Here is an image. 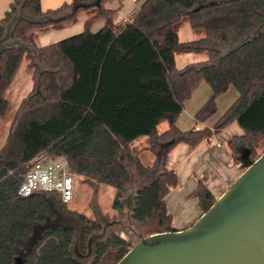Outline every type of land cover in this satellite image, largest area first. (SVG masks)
Segmentation results:
<instances>
[{"label":"trees","instance_id":"1","mask_svg":"<svg viewBox=\"0 0 264 264\" xmlns=\"http://www.w3.org/2000/svg\"><path fill=\"white\" fill-rule=\"evenodd\" d=\"M107 1L71 0L44 11L40 0H13L0 19L1 39L22 3L27 15L51 18L40 24L20 20L10 39L25 46L7 47L0 54V120L9 110L5 93L23 64L34 81L0 148V264H81L71 251L74 226L35 230L56 211L75 218L82 253L89 235L102 229L90 216L67 210L53 193L18 194L29 164L42 153L64 158L72 174L113 188L111 208L116 211L123 210L128 166L144 177L161 164L157 176L134 191L129 218L143 224L156 216V232L175 231L164 198L179 180L164 164L175 145L196 147L212 134L206 129L180 131L176 126L183 103L201 82L210 87L211 96L196 112V122L213 116L216 98L233 87L238 98L212 131L232 123L242 129L243 135L227 142L241 171L264 153L258 152L264 145V28L243 42L264 21V0H145L121 26L112 23L113 11L103 6ZM92 7L97 12L85 26L104 19L98 31L85 29L49 45L35 44L37 31L70 22L78 11ZM184 20L203 36L179 42L175 25ZM203 49L205 62L175 66V55ZM163 122L166 129L159 132ZM140 137L147 138L146 148L155 157L147 166L129 148ZM193 194L202 202L216 200L201 181ZM130 248L126 239L109 232L97 241L89 264H116Z\"/></svg>","mask_w":264,"mask_h":264},{"label":"water","instance_id":"2","mask_svg":"<svg viewBox=\"0 0 264 264\" xmlns=\"http://www.w3.org/2000/svg\"><path fill=\"white\" fill-rule=\"evenodd\" d=\"M48 19L51 18L27 15L22 3L5 26L0 54L7 47L25 46L10 39L12 28L20 20L40 24ZM263 28L264 21L243 42L253 39ZM32 51L35 54V50ZM246 153L244 151L243 159H246ZM121 203L129 209L127 200L121 199ZM203 209L205 212L184 230L140 237L116 264H264V153L247 165L219 198L212 203L204 202ZM95 217L102 229L100 233L89 235L86 252L79 250L78 237L71 245L78 260L93 254L107 228L122 224L109 220L98 209Z\"/></svg>","mask_w":264,"mask_h":264},{"label":"crops","instance_id":"3","mask_svg":"<svg viewBox=\"0 0 264 264\" xmlns=\"http://www.w3.org/2000/svg\"><path fill=\"white\" fill-rule=\"evenodd\" d=\"M12 1L13 0H0V11H2L3 15ZM40 1L42 7L43 0ZM136 1L137 0H128L126 3V10L130 14H133L132 18L138 12L140 6L145 0H140V4L137 6L132 5V3H135ZM106 3L107 2L104 4ZM112 11V23L114 25L121 26L126 22H130L132 19L123 16L121 21H114L113 16L116 10ZM104 25L105 23L102 22L97 26V28L95 27V30L92 33L101 29ZM177 55H175V57ZM175 66L178 69L185 67H178L176 62ZM30 78L34 86L32 74L30 75ZM210 96V87L204 82L199 83L193 90L190 98L183 103V109L176 120V126L180 131H188L193 128L196 130L206 129L212 132L211 136L203 140L196 147H190L187 144L179 143L175 145L166 155L164 168L166 170L174 171L179 180V186L171 189L164 198L166 209L172 217V225L175 231L188 228L203 213L204 202L200 201L199 198L193 194L198 181H201L205 189L217 199L243 172L233 161L231 152L227 146V142L232 137L243 135V131L239 125L237 123H232L219 132L212 131L218 119L237 100L238 93L233 87H230L223 95L216 98L215 114L204 122H196V112L205 104V102H207ZM135 141L136 140L133 142ZM131 144L129 145V148L133 151ZM31 166L32 163L29 164V167ZM133 171L136 173L133 174ZM160 171L161 164H157V166L151 170L147 176L140 177L134 166H128L130 179L126 186V193L123 195L122 199L127 200L129 209L123 204V210L117 212H124L129 223L131 222L129 218L131 212L130 209L134 205V191L137 188H140L142 184H149ZM136 183L140 186L136 187ZM108 219L111 220L110 218ZM116 220L120 221L119 218H116ZM116 225L121 226L122 224Z\"/></svg>","mask_w":264,"mask_h":264},{"label":"rangeland","instance_id":"4","mask_svg":"<svg viewBox=\"0 0 264 264\" xmlns=\"http://www.w3.org/2000/svg\"><path fill=\"white\" fill-rule=\"evenodd\" d=\"M71 0H43L42 8L46 9H56L60 7L63 3H70ZM128 0H109L104 4V8L116 10L113 20L121 21L123 16L132 18L133 14H130L126 10V3ZM140 0H137L132 5H139ZM135 7V6H134ZM120 8V9H118ZM97 12L96 7H92L86 10H80L77 12L76 16L70 22L65 24H60L47 28L46 30H39L35 35V44L37 46H43L46 44L54 43L62 39L68 38L75 34L83 32L85 29H88L90 32L95 30V27L102 22L105 23L103 19H97L91 21L88 26H85V22L93 17ZM137 12V10H136ZM3 17L2 11H0V19ZM98 30V29H96ZM175 30L177 33L178 40L180 42H189L199 39L203 36L201 30H193L186 20L181 21L175 25ZM207 60V51L205 49L200 50L199 52L184 53L177 55L175 57V62L178 67H183L193 63H202ZM31 71L25 67L23 64L17 73L12 85L9 90L5 93L6 99L9 101V110L5 117L0 120V148L4 144L6 137L8 135L9 126L14 117L15 111L21 101V99L32 90L33 84L31 82ZM34 82V81H33ZM166 129V122H163L159 125V132H162ZM133 151H137L140 162L147 166L154 162V155L149 152L147 147L146 137L137 138L135 142L131 144ZM264 149V145L258 149V152ZM133 174L136 172L133 171ZM74 196L73 199L66 203V209L77 214H85L96 220L95 210L98 209L102 215L110 218L111 220H116L119 218L122 225H114L107 228L106 235L109 232H116L120 237L126 239L131 247L135 244L140 237L148 236L156 231H158L157 226V217L149 219L143 224H136L128 221L124 212H117L111 208V203L113 201L115 190L111 187L105 185H99L95 182L88 181L84 176L74 175ZM146 184H142L145 186ZM136 187L140 186L136 183ZM125 211V210H124ZM119 213V217H118ZM64 214H59L57 211L54 213V216L50 218L47 222L39 224L35 227L36 231H39L45 226H51L55 224H69L76 228L75 238L78 237V225L73 216L64 217ZM101 232V231H100ZM96 232V233H100ZM104 237V238H105ZM103 238V239H104ZM102 240V239H101ZM79 248V240H78ZM80 250V249H79ZM92 254L86 259L81 258L79 261L81 264H89L91 261Z\"/></svg>","mask_w":264,"mask_h":264},{"label":"built area","instance_id":"5","mask_svg":"<svg viewBox=\"0 0 264 264\" xmlns=\"http://www.w3.org/2000/svg\"><path fill=\"white\" fill-rule=\"evenodd\" d=\"M31 163L19 185L20 196L26 197L34 192L53 193L65 204L73 199L75 174L69 171L64 158L42 153Z\"/></svg>","mask_w":264,"mask_h":264},{"label":"flooded vegetation","instance_id":"6","mask_svg":"<svg viewBox=\"0 0 264 264\" xmlns=\"http://www.w3.org/2000/svg\"><path fill=\"white\" fill-rule=\"evenodd\" d=\"M78 238H79V237H78ZM85 252H86V250H85ZM85 252H84V253H85Z\"/></svg>","mask_w":264,"mask_h":264}]
</instances>
